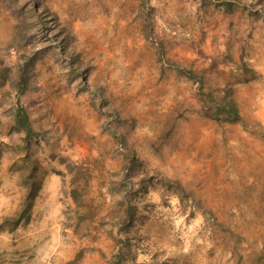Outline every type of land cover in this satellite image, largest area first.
Wrapping results in <instances>:
<instances>
[{"label": "rangeland", "instance_id": "374dc122", "mask_svg": "<svg viewBox=\"0 0 264 264\" xmlns=\"http://www.w3.org/2000/svg\"><path fill=\"white\" fill-rule=\"evenodd\" d=\"M0 264H264V0H0Z\"/></svg>", "mask_w": 264, "mask_h": 264}, {"label": "trees", "instance_id": "16d2710c", "mask_svg": "<svg viewBox=\"0 0 264 264\" xmlns=\"http://www.w3.org/2000/svg\"><path fill=\"white\" fill-rule=\"evenodd\" d=\"M229 2L225 1V5H228ZM241 59V57H240ZM239 70L246 75L247 73H254L253 69H250L248 65L244 62H240L238 66ZM21 70L23 67H20V76L18 83L23 82L21 76ZM180 72L193 78L195 77L194 73L191 70L181 69ZM198 79V77H195ZM205 103L206 111L205 115L209 118L227 121V122H241L242 117L239 114L238 107L236 102L232 98H227L224 96L222 99H214L209 94L205 93ZM14 122L16 128L23 133V141L25 148L29 145V137L32 134V127L28 119L27 113L20 106H16L13 114ZM35 166H30L21 173V178L25 182L24 185L27 186L25 195L22 202L19 205V208L15 212L14 216L9 220V228L12 230L21 223H26L30 219L32 206L34 204L36 190L39 187V184L34 179ZM131 214L128 211H125L124 218L129 220Z\"/></svg>", "mask_w": 264, "mask_h": 264}]
</instances>
